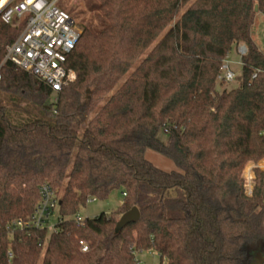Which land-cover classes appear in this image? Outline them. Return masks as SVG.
<instances>
[{
  "label": "trees",
  "instance_id": "1",
  "mask_svg": "<svg viewBox=\"0 0 264 264\" xmlns=\"http://www.w3.org/2000/svg\"><path fill=\"white\" fill-rule=\"evenodd\" d=\"M80 1L67 64L76 79L49 105V86L4 62L26 20L0 18V91L48 117L16 126L0 108V264H141L143 251L160 264L254 263L253 248H264V172L251 197L242 172L264 159V53L252 38L264 0ZM240 45L241 84L220 89L222 64ZM147 149L179 171L154 166ZM44 182L61 194L60 219L53 232L19 236L10 260L6 226L32 214ZM116 190L125 195L111 215L73 218ZM133 207L140 220L117 234Z\"/></svg>",
  "mask_w": 264,
  "mask_h": 264
},
{
  "label": "built area",
  "instance_id": "2",
  "mask_svg": "<svg viewBox=\"0 0 264 264\" xmlns=\"http://www.w3.org/2000/svg\"><path fill=\"white\" fill-rule=\"evenodd\" d=\"M2 1L0 0V18L5 24H11L17 19L26 20L20 36L14 43L6 46L4 62L9 61L35 76L49 86L54 94L74 82L75 72L67 64L79 43L81 30L76 20L59 6L64 0ZM237 52L242 58L247 53L246 46H238ZM256 76L257 72L253 74L252 79ZM234 77L229 62L224 60L218 81L227 83ZM257 171L264 172V159L248 162L242 172L244 192L248 197L253 195ZM39 194L35 209L27 219L13 220L6 226L9 245L7 256L10 260L13 257L11 246L19 236L29 235L35 230L53 232L56 228L51 218L54 212L59 210L60 195L49 182L41 184ZM76 221L81 222L79 219ZM80 245L83 252L88 250L85 242H80Z\"/></svg>",
  "mask_w": 264,
  "mask_h": 264
},
{
  "label": "rangeland",
  "instance_id": "3",
  "mask_svg": "<svg viewBox=\"0 0 264 264\" xmlns=\"http://www.w3.org/2000/svg\"><path fill=\"white\" fill-rule=\"evenodd\" d=\"M63 2L64 8H67L69 11L74 8L76 9V11L72 13V15L79 26L83 16L76 13H78V11L82 8L81 1L64 0ZM59 6L61 7L62 5L60 4ZM252 37L258 45L259 49L264 53V15L261 13L256 16L252 29ZM226 61L229 62L230 69L233 71L235 77L232 81L222 84V86H220L219 88H226L227 90H232L239 87L242 80V64L240 63L241 56L237 52L236 48H234L232 52L228 55ZM55 98L56 95H52L47 105L54 102ZM0 108L4 109L6 117L10 120L13 125L16 126H21L37 120L48 119L45 109L39 104H35L30 100L19 95H13L1 91ZM159 137L163 142H167L168 138L165 133H161ZM145 157L148 161H150L154 166L159 169H162L167 172L179 171L177 165L172 160L151 149L146 150ZM123 200L124 197L122 195V192L116 190L112 192V194L108 197L107 200H94L92 202H88L86 206H83L79 209V211L75 216H73V218L76 220L79 219L80 221H83L87 218H95L102 213L111 215L112 212L116 211L121 206ZM59 219V210H56L53 214V217L51 218V222L57 224ZM252 254L254 257V261L256 262L252 264H263L264 248L261 245L254 247L252 250ZM137 258L141 261V264H160L161 262L159 255L151 251H143L137 253ZM40 263L41 262H39L38 264Z\"/></svg>",
  "mask_w": 264,
  "mask_h": 264
},
{
  "label": "water",
  "instance_id": "4",
  "mask_svg": "<svg viewBox=\"0 0 264 264\" xmlns=\"http://www.w3.org/2000/svg\"><path fill=\"white\" fill-rule=\"evenodd\" d=\"M61 205V202H60ZM141 213L137 207H133L126 213H124L116 224L115 232L121 233L128 225L136 223L140 220Z\"/></svg>",
  "mask_w": 264,
  "mask_h": 264
},
{
  "label": "bare ground",
  "instance_id": "5",
  "mask_svg": "<svg viewBox=\"0 0 264 264\" xmlns=\"http://www.w3.org/2000/svg\"><path fill=\"white\" fill-rule=\"evenodd\" d=\"M7 0H3L2 3H5Z\"/></svg>",
  "mask_w": 264,
  "mask_h": 264
},
{
  "label": "crops",
  "instance_id": "6",
  "mask_svg": "<svg viewBox=\"0 0 264 264\" xmlns=\"http://www.w3.org/2000/svg\"><path fill=\"white\" fill-rule=\"evenodd\" d=\"M253 38V37H252ZM140 261V260H139ZM140 263H141V261H140Z\"/></svg>",
  "mask_w": 264,
  "mask_h": 264
}]
</instances>
